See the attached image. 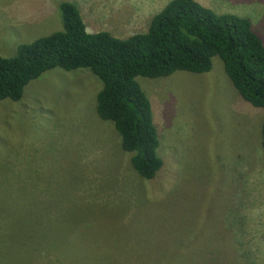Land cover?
<instances>
[{"label": "rangeland", "instance_id": "1", "mask_svg": "<svg viewBox=\"0 0 264 264\" xmlns=\"http://www.w3.org/2000/svg\"><path fill=\"white\" fill-rule=\"evenodd\" d=\"M59 1L0 0V55L61 30ZM68 1L88 32L124 38L170 0ZM197 1L248 18L264 44V0ZM138 80L163 159L150 179L96 114L88 68L54 67L0 99V264H264V108L217 56L207 72ZM72 206L92 219L61 217Z\"/></svg>", "mask_w": 264, "mask_h": 264}, {"label": "trees", "instance_id": "2", "mask_svg": "<svg viewBox=\"0 0 264 264\" xmlns=\"http://www.w3.org/2000/svg\"><path fill=\"white\" fill-rule=\"evenodd\" d=\"M57 9L61 30L19 44L14 56L0 55V99L19 100L29 81L54 67L88 68L101 81L96 114L113 124L120 147L131 153V168L144 179L160 171L163 159L152 103L139 77L207 72L217 56L241 98L264 108V44L244 16L216 12L197 0H170L151 17L147 30L120 38L108 30L88 32L75 2L59 1ZM260 131L264 153V117ZM89 210L66 207L61 217H77L82 224L83 218L92 219L86 217Z\"/></svg>", "mask_w": 264, "mask_h": 264}]
</instances>
